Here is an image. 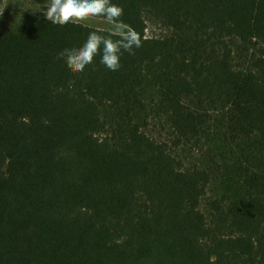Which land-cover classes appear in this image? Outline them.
I'll list each match as a JSON object with an SVG mask.
<instances>
[{"label":"trees","instance_id":"obj_1","mask_svg":"<svg viewBox=\"0 0 264 264\" xmlns=\"http://www.w3.org/2000/svg\"><path fill=\"white\" fill-rule=\"evenodd\" d=\"M111 2L142 40L117 71L56 59L103 18L0 30V264H264V0ZM147 20L171 35L146 38ZM148 89L175 147L216 121L258 155L233 201L203 212L213 173L145 133Z\"/></svg>","mask_w":264,"mask_h":264},{"label":"rangeland","instance_id":"obj_2","mask_svg":"<svg viewBox=\"0 0 264 264\" xmlns=\"http://www.w3.org/2000/svg\"><path fill=\"white\" fill-rule=\"evenodd\" d=\"M33 0H0V30H6L26 15L36 14L31 9L41 7ZM88 22V21H87ZM91 28H99L104 25L99 20H90L89 23H80ZM106 25V24H105ZM107 26V25H106ZM171 35V31L163 28L154 20L146 21L145 36L148 39H164ZM145 95L146 103L153 110L150 119L147 122L145 133L158 143L168 146L174 155H176L186 169L194 166L207 169L213 173L212 182L209 184L206 196L202 203V210L206 214V206L216 199H224L225 202L233 201L234 192L240 184L241 174L246 165L244 158L250 159L251 165L256 161L258 155H246L244 147L231 146L222 139V126L220 122H210L206 133L200 143L181 144L175 147L176 136L171 131L168 123L161 116H158L156 110L160 98L156 91L147 90ZM154 99L153 101H151Z\"/></svg>","mask_w":264,"mask_h":264},{"label":"clouds","instance_id":"obj_3","mask_svg":"<svg viewBox=\"0 0 264 264\" xmlns=\"http://www.w3.org/2000/svg\"><path fill=\"white\" fill-rule=\"evenodd\" d=\"M29 9L59 26L103 18L107 34L90 31L79 47L65 48L57 53L56 59L64 60L73 72L83 71L98 55L108 70L117 71L122 53L134 55V50L142 46L140 35L120 19L123 8L111 0H47L43 6Z\"/></svg>","mask_w":264,"mask_h":264}]
</instances>
